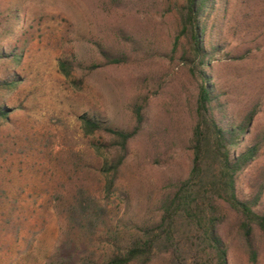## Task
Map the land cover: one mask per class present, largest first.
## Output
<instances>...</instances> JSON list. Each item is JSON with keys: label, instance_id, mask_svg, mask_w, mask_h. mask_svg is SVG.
I'll list each match as a JSON object with an SVG mask.
<instances>
[{"label": "rangeland", "instance_id": "1", "mask_svg": "<svg viewBox=\"0 0 264 264\" xmlns=\"http://www.w3.org/2000/svg\"><path fill=\"white\" fill-rule=\"evenodd\" d=\"M184 0H0V81L17 77L14 89L0 90L12 128H4L8 157L0 159L5 190H24L21 207L27 221L14 236L0 226V264H43L59 232L49 195L83 186L96 194L102 180L88 167L102 164L85 137L78 117L94 114L123 130L133 126L131 107L144 102L145 126L129 143L119 171V193L111 217L119 226L141 220L173 182L191 166L188 138L195 83L172 54L179 31L175 7ZM209 24L217 27L223 51L213 58L214 76L241 116L261 102L252 131L264 130V0H217ZM97 42L122 60L94 71L78 69L71 84L58 71L61 58L84 67L99 63ZM181 45L185 44L182 39ZM231 55L242 56L230 60ZM20 55L13 62L10 55ZM228 53V54H229ZM6 148V147H5ZM264 182V152L240 175L244 197ZM218 233L227 244L229 264H250L234 215ZM258 259L264 264V239L256 234ZM153 264H161L157 260Z\"/></svg>", "mask_w": 264, "mask_h": 264}, {"label": "trees", "instance_id": "2", "mask_svg": "<svg viewBox=\"0 0 264 264\" xmlns=\"http://www.w3.org/2000/svg\"><path fill=\"white\" fill-rule=\"evenodd\" d=\"M217 0H184L175 7L179 31L174 38L172 54L181 46L180 60L195 83L196 93L191 112L188 138L191 166L184 179L170 184L157 200V205L141 220L119 226L112 218L111 200L119 193V171L127 156L129 143L144 128L146 104L131 107L133 126L123 130L94 114L78 117L85 137L98 136L90 146L101 158L99 169L88 167L102 180L96 194L83 186L68 193L49 195L59 224L56 244L43 264H229L228 247L218 233L226 220L225 210L235 217V228L247 252L248 262L256 264V234L264 239V182L258 190L242 197L237 188L240 175L264 152V130L253 134L261 102L252 105L241 116L218 86L213 58L223 45L212 34L217 27L209 20ZM185 40V44L180 42ZM99 63L83 68L70 58L58 60V71L71 84L73 73L119 65L115 53L94 42ZM230 60L242 56L231 55ZM18 62L20 55H10ZM0 58H7L0 53ZM19 83L17 77L0 81V90L10 91ZM9 107L0 104V159L8 157L4 128H12ZM6 147V148H5ZM0 177V226L9 227L14 236L27 221L21 207L24 190H4Z\"/></svg>", "mask_w": 264, "mask_h": 264}]
</instances>
